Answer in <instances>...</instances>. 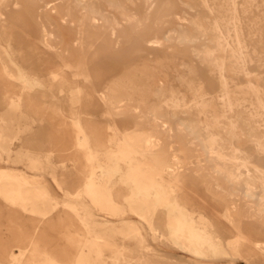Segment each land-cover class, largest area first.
<instances>
[{"label":"rangeland","instance_id":"374dc122","mask_svg":"<svg viewBox=\"0 0 264 264\" xmlns=\"http://www.w3.org/2000/svg\"><path fill=\"white\" fill-rule=\"evenodd\" d=\"M263 103L264 0H0V264H264Z\"/></svg>","mask_w":264,"mask_h":264},{"label":"bare ground","instance_id":"6f19581e","mask_svg":"<svg viewBox=\"0 0 264 264\" xmlns=\"http://www.w3.org/2000/svg\"><path fill=\"white\" fill-rule=\"evenodd\" d=\"M234 1V0H233ZM203 2H204V0H203ZM234 5V4H233ZM208 6V5H207ZM234 7V6H233ZM233 7H231V8H233ZM230 8V9H231ZM234 9V8H233ZM235 10V9H234ZM231 11H232V9H231ZM232 13H233V11H232ZM232 15V14H231ZM230 15V16H231ZM233 17V16H232ZM230 18V17H229ZM230 19H234V18H230ZM215 23V22H214ZM215 25V24H214ZM217 25V24H216ZM219 29V28H218ZM218 31V30H217ZM217 34H218V32H217ZM219 34H220V32H219ZM218 36V35H217ZM221 36V38H222V35H220ZM238 36V35H237ZM220 39V38H219ZM223 39H224V37H223ZM223 41V40H222ZM220 42V41H219ZM224 42V41H223ZM221 44H222V42H221ZM223 45V44H222ZM222 45H221V47H222ZM238 45H240V44H238ZM238 58L240 59V57L238 56ZM239 59H237V60H239ZM240 62L242 63V61L240 60ZM240 63V64H241ZM243 64V63H242ZM15 65V64H14ZM244 66V65H243ZM244 68V67H243ZM242 68V69H243ZM247 74V73H246ZM222 77V76H221ZM224 79V78H223ZM226 79V78H225ZM220 81H221V78H220ZM223 81V80H222ZM225 82H226V80H225ZM224 83V82H223ZM228 84V83H227ZM253 85V84H252ZM235 86V85H234ZM259 86V85H258ZM257 86V87H258ZM224 87H225V84H224ZM224 87H221V88H223L222 90H224L223 92H224V97H223V102H222V105H223V103H224V105H226L229 109L230 108H232V106H233V101H231L232 99H230V95H228V92H229V90H227V88L225 89ZM238 87H240V86H238ZM252 87V86H251ZM256 87V88H257ZM253 88V87H252ZM259 89H260V87H259ZM250 90V89H249ZM252 90H254V88L252 89ZM255 90H257V89H255ZM262 90V89H261ZM233 91V90H232ZM253 92V91H252ZM251 92V93H252ZM255 92V91H254ZM257 93H258V90L256 91ZM254 93V94H256L255 95V97H257V101L259 102V104L262 102L261 101V95L258 93ZM230 93V92H229ZM253 94V93H252ZM253 94V95H254ZM230 96V97H229ZM263 98V97H262ZM254 100V99H253ZM254 103H256V101L254 102ZM209 104V103H208ZM264 104V103H263ZM262 104V107L259 105V107H258V109L261 107L263 110H264V105ZM206 105V104H205ZM223 105V106H224ZM258 105V104H257ZM256 105V106H257ZM226 106H224V107H226ZM213 107V106H212ZM257 109V110H258ZM231 110V109H230ZM252 110H255V108L254 109H251V111ZM262 110V111H263ZM233 111H234V109H233ZM237 110H235V112H236ZM245 111H248V110H245ZM250 111V110H249ZM241 112V111H240ZM242 112H244V111H242ZM257 112H259V110L257 111ZM261 112V111H260ZM264 112V111H263ZM246 113V112H245ZM248 113H250V112H248ZM247 113V114H248ZM213 114V113H212ZM238 114V113H237ZM256 114V113H255ZM250 115H252V114H250ZM226 116V115H225ZM238 116H239V114H238ZM227 117V116H226ZM224 117L225 118V120L223 119V120H220V118L218 117V115L215 113L214 115H213V117H211L212 119H211V121H212V123L211 124H213V125H217L218 126V124H224L226 127H228V128H235L236 127V124H237V122L235 123L234 121H230L229 120V118L227 117ZM243 117V116H242ZM245 117H246V114H245ZM254 117V116H253ZM255 119V118H254ZM256 119H257V117H256ZM209 121V120H208ZM237 121V120H236ZM254 120L251 118V117H247V118H245V119H240V121H239V123H238V126L240 125L241 126V128L244 130V131H246L247 133H249L250 135H252L255 139H260L261 138V141H262V138L263 137H261V135H260V132H257V130L256 131H252V125L254 124V122H256V121H254ZM257 121H259V120H257ZM208 123H210V122H208ZM258 123V122H257ZM256 124V123H255ZM258 126V125H257ZM254 127H255V125H254ZM253 127V128H254ZM82 131V130H81ZM245 132V133H246ZM246 133V134H247ZM250 137V136H249ZM214 138V137H213ZM212 137H211V139L210 140H212L213 139ZM213 141V140H212ZM214 142V141H213ZM264 143V142H263ZM262 144V143H261ZM211 150V149H210ZM209 150V151H210ZM240 152V151H239ZM217 156H218V154H217ZM220 157V156H219ZM264 183V182H263ZM135 229V228H134ZM135 232V231H134ZM118 256V255H117ZM119 256H120V254H119ZM123 256V255H122ZM147 257V256H146ZM154 257H156V256H154ZM128 258H129V256H128ZM118 259V258H117ZM132 259V258H131ZM130 259V260H131ZM136 259H137V257H136ZM155 259V258H154ZM138 261H140L141 262V264H163L161 261H157V260H150V261H147L144 257H142V256H140V257H138ZM166 264V263H165Z\"/></svg>","mask_w":264,"mask_h":264}]
</instances>
